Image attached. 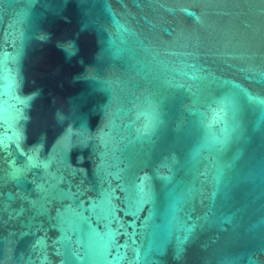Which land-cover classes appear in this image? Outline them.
<instances>
[{
	"label": "water",
	"instance_id": "obj_1",
	"mask_svg": "<svg viewBox=\"0 0 264 264\" xmlns=\"http://www.w3.org/2000/svg\"><path fill=\"white\" fill-rule=\"evenodd\" d=\"M0 264H264V0H0Z\"/></svg>",
	"mask_w": 264,
	"mask_h": 264
}]
</instances>
